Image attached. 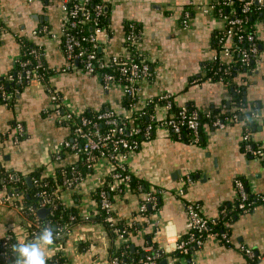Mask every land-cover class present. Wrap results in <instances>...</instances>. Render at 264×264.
Here are the masks:
<instances>
[{
	"label": "crops",
	"instance_id": "crops-1",
	"mask_svg": "<svg viewBox=\"0 0 264 264\" xmlns=\"http://www.w3.org/2000/svg\"><path fill=\"white\" fill-rule=\"evenodd\" d=\"M103 1L109 16L106 33L101 35L102 53H125L126 22L137 24L141 31L137 47L151 72L141 82V108L166 92L175 96L176 104L201 112L230 101L231 92L224 82L204 79L205 64L218 52L214 39L224 28V21L214 11L204 12L203 6L221 0ZM62 18L57 0H0V84L16 82L8 76L17 75L24 41L40 51L47 83L73 107L112 109L132 116L131 110H123L125 95L120 88H106L97 75L64 70L67 58L62 47ZM255 25L260 56L250 69L238 73L235 83L243 86L250 106L259 110L251 138L254 144L264 147V17ZM50 105L41 84L26 83L12 99H0V168L7 173L3 179L11 181L15 177L21 182L0 190L13 194V200L18 188L24 189L25 184L30 187L27 177L32 172L42 168L43 174L57 178L62 168L80 165V157L71 151H65L61 161L54 159V152L72 137V132L58 124L54 114L47 113ZM149 113L161 118L167 115L165 108L156 103ZM18 124L24 129L22 136L18 135ZM242 134L243 124L239 121L225 129L206 127L198 143L177 139L165 130L156 131L150 139L143 138L138 151L129 158L130 171L146 188L164 193L158 196L159 207L150 211L149 221L139 212L144 191L129 188L112 194L117 221L138 225L129 237L132 249L148 250L146 245L151 240L168 254L164 258L168 264H182L171 248L188 235L187 202L199 203L204 216L216 220L223 208L234 209L238 199L235 181L242 179L249 196L253 195L254 206L248 212L233 211L232 219L224 225L230 243L208 238L185 260L187 264H248L250 257L244 248H249L257 264H264V158L244 151ZM106 175V168L86 173L77 187L62 190V202L76 206L80 216H93L97 211L95 190ZM31 181L33 185V177ZM28 228L29 219L19 208L0 205V243L8 235L14 243L30 241ZM112 241L108 230L100 225L78 226L46 255L50 258L61 253L71 264H110ZM84 242L85 249L81 247Z\"/></svg>",
	"mask_w": 264,
	"mask_h": 264
},
{
	"label": "built area",
	"instance_id": "built-area-1",
	"mask_svg": "<svg viewBox=\"0 0 264 264\" xmlns=\"http://www.w3.org/2000/svg\"><path fill=\"white\" fill-rule=\"evenodd\" d=\"M63 12L62 18V47L66 54L67 65L64 70L82 71L89 75H97L101 78L106 88H120L124 95L133 98L139 97L141 91V82L149 78L151 75L150 65L140 54L137 42L138 36L134 32L125 35V53L121 56L106 55L100 51L101 35L106 33L104 18L106 17V5L102 2H94V0H57ZM225 6L230 10L229 14H224L220 9H216L215 5H204L203 11L209 13L214 11L224 21V28L216 35L218 52L214 55L213 61L218 64L214 74L219 76L218 80L224 82L227 86L229 80L226 78L232 72L235 66L241 68H251L255 60L260 56L259 34L257 27L248 29V18L252 6L257 3L259 8H264V0H224ZM235 3L240 4L237 11ZM92 4V7L90 5ZM229 7V8H228ZM84 25L90 27V32L84 31ZM26 42L22 41V55L18 60L20 70L17 75L9 74L8 79L18 83L41 84L48 93L51 105L47 113L54 114L58 124L67 126L72 137L63 141L53 157L56 161L63 159L65 151H71L83 160L90 172H100V169L106 168L107 175L103 180H99L100 184L95 192L97 197V207L106 213V221L111 226L116 225L117 216L114 214V207L110 193L120 194L130 188L132 173L129 168V158L135 154L140 148V138L150 139L156 131L165 130L171 133L175 138H181L183 132L187 131L191 134V143H198L202 136L203 126L202 119L206 118L207 123L218 129H225L228 125L239 122L238 108L233 106L231 114L224 117L214 115L211 110L201 112L198 109H190L185 105L176 104L175 96L166 92L160 94L150 102L161 104L167 111V115L163 118L157 117L151 113L143 111L141 114L148 117V124L145 126L135 125L133 123V110L123 106V110H131L132 116L118 113L112 109L105 111H95L94 114H86L83 109L73 107L65 97L56 89L52 88L46 82V70L42 62V54L33 47L25 49ZM99 49L101 55L97 52ZM213 79V77H209ZM18 89L13 92H7L4 84H0V93L3 100H10ZM145 106V105H144ZM174 107H178L179 111L174 112ZM260 118L258 112H252L250 117L242 121L243 134L242 142L244 151L250 155L264 158V147L254 144L251 138V127L247 124L249 120L257 121ZM18 135L24 134L21 124L17 125ZM17 136V137H19ZM71 168L70 176L67 168ZM60 174L63 175V184L73 189L85 179L86 175L75 168V164L62 168ZM50 176L43 174L35 177L33 185L41 187L42 178ZM191 182V178H188ZM46 182L44 185H47ZM235 185L238 192L237 203L234 209L223 208L218 219H209L204 216L201 206L196 202H187L186 209L188 215V237L179 239L171 248L174 252L181 255H174L175 259L182 264L186 263V256L190 252L191 247H200L208 238H217L225 243H230V236L227 231L219 232L217 226L219 220H223V224L227 225L232 219L234 210L240 212H248L254 206V201L250 200L249 192L242 179H236ZM164 193L161 189H149L144 192V197L139 206V212L149 221L150 208L157 210L158 196ZM182 193V191H181ZM35 196L40 200L41 208L52 207L54 199H60L59 189L47 192V190H39ZM264 198V197H263ZM13 194H5L0 190V205H11ZM19 208V207H16ZM20 209V208H19ZM21 210V209H20ZM34 214L35 209L31 208ZM97 212V211H96ZM89 217V216H84ZM71 219H76L71 216ZM28 228L29 239L32 240L44 226H51L50 223L44 224L38 216L33 217L29 221ZM32 226V228H31ZM70 226L65 225L59 227L55 234L58 240L55 244L61 245L64 234L70 233ZM118 241L121 243L129 242V231L127 227L118 229ZM12 236L8 235L0 243V255L6 260L9 257L8 251L5 249L13 248L16 244L11 242ZM152 251L151 248L146 250L147 255L138 263L141 264H161L164 250ZM246 254L253 258L252 249L244 248ZM16 259L10 263H15ZM6 263V264H10ZM110 264H133L114 257L109 260Z\"/></svg>",
	"mask_w": 264,
	"mask_h": 264
},
{
	"label": "trees",
	"instance_id": "trees-1",
	"mask_svg": "<svg viewBox=\"0 0 264 264\" xmlns=\"http://www.w3.org/2000/svg\"><path fill=\"white\" fill-rule=\"evenodd\" d=\"M94 2H102L104 3L103 0H94ZM217 11L218 9H220L224 14H231L230 10L227 9V7L225 6V2L224 0H221L219 2L214 3ZM90 7H92V4L90 5ZM236 10L238 11L240 9V4L239 3H235ZM229 8V7H228ZM105 18H104V24L107 28L108 25V13L106 12L105 14ZM264 17V8H259V5L257 3H255L250 11V15L248 18V29L252 30L254 28H256V21H260L263 20ZM125 30H126V34L130 32H134L138 38L140 37L141 31L139 30V27L137 26V24H133L131 22H126L125 23ZM84 31L85 32H90V27H88L87 25H84ZM33 46V45H32ZM32 46L30 45V43H27L24 48L25 49H30L32 48ZM214 46L215 49L218 50L217 47V42L216 39H214ZM97 52L101 55V52L99 51V49H96ZM141 54V53H140ZM218 64H216V62H214L213 60L211 62H209V64H205V75H204V79L208 78V77H213V80H218L219 76L217 74H214V72L217 70ZM17 70H20V66L17 64L16 67ZM250 68L247 67H243L241 68L240 66H235L232 69V72L230 74H228L226 76V78L229 80V90L231 92V99L230 101H225L223 106L219 107V108H212L211 112L214 115H219V116H226V115H230L231 114V108L233 106H236L238 108L237 113L239 114V118L240 121L242 122L243 120H245V118L250 117L252 112H259V110L254 107V106H250V104L248 103V101L245 98V94H244V88L242 85H238L235 83V78L238 75L239 72H244L245 70H248ZM47 72V70H44L43 73L45 74ZM48 74L46 75V82H48ZM24 84L26 85V83H22V84H17L16 82H10L7 83L5 82L4 87L5 90L7 92H13L14 89H23ZM16 94H14L15 96ZM1 93H0V99H1ZM152 104L153 102H150L149 104H147L146 106H143L141 108V104L139 103V100L137 98H133L131 96H124V99L122 101V105L128 109H132L133 110V123L135 125H140V126H145L146 124H148V117L147 114L146 115H141L143 113V111H146L147 113L152 111ZM189 110L193 109L188 107ZM107 109H101L99 111H105ZM174 112L179 111L178 107H174ZM86 114H94L96 113L95 111L92 110H86L85 111ZM255 120H249L248 121V125L251 127V130L254 129L256 126L255 124ZM202 123L203 126L208 127L210 125H208L207 123V119L204 118L202 119ZM178 139V138H177ZM181 140H185L186 142H190L191 143V139L192 136L191 134H189L187 131L183 132V136L181 138H179ZM143 140V137L140 138V144L141 141ZM201 138H200V142H201ZM80 165L79 164H75V168H77L78 170H80L83 175H86V173L90 172V169L87 167V165L85 164V162L83 160H80ZM72 167L67 168V173L70 176V171H71ZM43 169L41 168L40 170H36L35 172H32L31 177L35 178V177H40L43 175L42 173ZM6 171L3 168H0V189H4L6 186H9L11 184H16V185H20L21 182H19L15 177H12V179H10L11 181H7L5 179H3L4 177H6ZM42 180V185L41 187H35L34 185L28 187L27 184H25V188H18L17 194L14 200H12L11 202V206H15V207H19L21 209V212L30 220L33 219L34 215L38 216V209L41 208L40 206V200L35 196L36 192L39 190H47V192H51L52 190L55 189H59V193H62V190L67 189V187L63 184V175L60 174L57 178H53L52 176H45L44 178L41 179ZM244 181V180H243ZM48 183L47 185H44L45 183ZM146 186V185H145ZM142 182H140V180H138L136 177L133 176L132 174V179H131V183H130V188L132 189H136L137 191H148L149 188H146ZM77 187V186H76ZM74 189V188H73ZM249 192V191H248ZM112 194L114 193H110V196H112ZM61 195V194H60ZM96 197H98V195L96 194ZM250 200L254 201L253 199V195L250 196ZM159 205V202H158ZM31 208L35 209V213L33 214L31 212ZM150 211H152V209H149ZM149 211V212H150ZM234 212H237V210H234ZM79 211L76 209V206H67L65 205L61 198L60 199H54L53 202V206L52 209L48 212V214L45 216V218H40L42 223L47 224L50 223L51 227L54 230V235L58 232L59 227H64L65 225L70 226V233L77 228L78 226H84V227H89V226H97L100 225L102 227H104L105 229L108 230L109 235L112 237V246L110 247L109 250V260L114 258V257H118L121 260L127 261V262H131L133 264H141L138 263L140 261V259L145 258V255H147L148 252H146L145 248H136V249H132L131 247V243H124V242H120L118 241V229H121L123 227H127V231H129V235L128 237H130L131 232L134 231V229L138 226L137 223H132V224H127L125 223V221H116V225L111 226V223L106 221V213L104 212V210L100 209V206L97 207V212L93 215V216H89V217H84V216H80ZM71 216H75L76 219L72 220ZM223 220L220 219L219 220V224L217 226V229L219 232H223L227 230V227L224 226L223 224ZM30 227V225H29ZM32 228V226H31ZM69 233H65L64 236L62 237V240L68 238ZM188 236H186L185 238H187ZM56 240H58V238H56ZM55 240V241H56ZM11 242H14L13 238L11 240ZM17 242H15L16 244ZM18 244V243H17ZM16 244V245H17ZM81 247L83 249L87 248V244L84 242L82 243ZM146 247L151 248L152 251L155 250H160L161 249L151 243V240H148ZM194 247L190 248V252L187 254L186 257H189L191 255V252L193 250ZM5 251L9 253V257L6 260L2 255H0V264H6V263H10L12 261H14L16 259V254L13 252V248L10 249H5ZM174 255H181L180 253L176 252ZM168 254L165 253L162 255V259H164L165 257H167ZM160 260V261H161ZM258 261L255 257L250 258L248 264H257ZM11 264V263H10ZM47 264H71V262L65 257L63 256L61 253H55L53 254L50 258H48L47 260Z\"/></svg>",
	"mask_w": 264,
	"mask_h": 264
},
{
	"label": "clouds",
	"instance_id": "clouds-1",
	"mask_svg": "<svg viewBox=\"0 0 264 264\" xmlns=\"http://www.w3.org/2000/svg\"><path fill=\"white\" fill-rule=\"evenodd\" d=\"M56 236L51 226H44L30 241L13 246L16 264H47L46 252L55 244Z\"/></svg>",
	"mask_w": 264,
	"mask_h": 264
},
{
	"label": "water",
	"instance_id": "water-1",
	"mask_svg": "<svg viewBox=\"0 0 264 264\" xmlns=\"http://www.w3.org/2000/svg\"><path fill=\"white\" fill-rule=\"evenodd\" d=\"M27 182L29 184V186H32V181H31V177H27ZM52 209V207H46V208H40L38 209L37 213L39 215L40 218H45V216L48 214V212ZM11 264H16L15 263H11ZM161 264H168L167 259H164Z\"/></svg>",
	"mask_w": 264,
	"mask_h": 264
}]
</instances>
